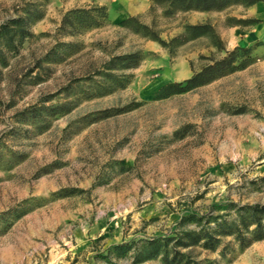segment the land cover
Wrapping results in <instances>:
<instances>
[{
  "label": "rangeland",
  "instance_id": "rangeland-1",
  "mask_svg": "<svg viewBox=\"0 0 264 264\" xmlns=\"http://www.w3.org/2000/svg\"><path fill=\"white\" fill-rule=\"evenodd\" d=\"M27 4L42 11L30 35L16 50L0 38V264H163L134 260L184 218L199 228L231 205L264 204V2L179 12L152 0H0V28ZM88 5L106 7V25L59 31L63 13ZM127 17L166 46L121 26ZM195 24L220 49L210 34L188 40ZM235 47L250 52L244 69L157 95ZM132 51L139 66L106 79L109 58ZM230 239L196 245L189 264H264V239Z\"/></svg>",
  "mask_w": 264,
  "mask_h": 264
},
{
  "label": "trees",
  "instance_id": "trees-1",
  "mask_svg": "<svg viewBox=\"0 0 264 264\" xmlns=\"http://www.w3.org/2000/svg\"><path fill=\"white\" fill-rule=\"evenodd\" d=\"M154 3H168L172 10L179 12H208L222 11L233 5L250 7L264 0H152ZM23 15H17L4 22L0 28V38L4 39V44L10 49L16 50L17 42L22 41L29 36L27 24L30 20H38L42 17V11L35 5L27 4L22 7ZM235 24L246 25L248 20L233 19ZM59 25V31L69 35L82 34L83 32L99 28L108 22V13L105 6L88 5L87 7L73 8L62 14ZM120 25L130 29L134 34L141 35L146 39L156 41L162 46H166L163 40L159 38L158 33L142 24L135 17H127L120 22ZM211 35L213 45L220 49L221 43L217 36L211 33V28L207 24L186 25L185 36L188 40L196 39L203 35ZM144 55L141 51H132L126 54L115 55L109 58L104 65L103 75L109 81L116 82L125 78L126 75L116 73L128 69L136 68L143 61ZM252 58L246 48L235 47L227 51L226 55L218 60H211V63L202 66L192 76L184 79L182 82L170 83L161 86L157 95L160 98L185 93L197 87L208 84L226 74L232 73L237 69H244ZM264 182V176L259 179ZM233 206V205H231ZM228 207L225 214L206 215L205 223L199 225V228H182L183 220L178 224V230L173 236L161 239H153L145 242L137 251L134 263H142L146 260L162 257L163 264H189L193 250L196 245L209 250L218 247L221 239L231 237L229 245L237 244L245 246L249 241H260L264 239V204L253 203L237 207L234 214L231 213L232 207ZM228 217V218H226ZM193 219L192 216L187 217ZM211 224H213L211 226ZM173 244L169 246V243ZM123 245L116 246V250H122ZM182 247L185 251L179 250ZM222 254L224 252L221 250Z\"/></svg>",
  "mask_w": 264,
  "mask_h": 264
},
{
  "label": "crops",
  "instance_id": "crops-1",
  "mask_svg": "<svg viewBox=\"0 0 264 264\" xmlns=\"http://www.w3.org/2000/svg\"><path fill=\"white\" fill-rule=\"evenodd\" d=\"M166 78H167V79H165V80H161L160 82H158V83L156 84V87L163 85L165 82H169V81L173 80V79H171L170 77H166Z\"/></svg>",
  "mask_w": 264,
  "mask_h": 264
}]
</instances>
